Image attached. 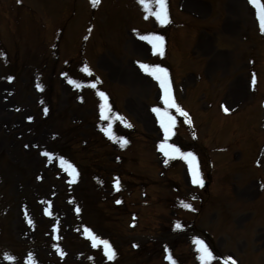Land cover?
<instances>
[{
	"label": "rangeland",
	"instance_id": "rangeland-1",
	"mask_svg": "<svg viewBox=\"0 0 264 264\" xmlns=\"http://www.w3.org/2000/svg\"><path fill=\"white\" fill-rule=\"evenodd\" d=\"M23 1L26 7L30 6L34 10L47 11L46 14L53 15V19L57 18L62 10L67 13L66 8H70L73 5L72 0ZM74 1V5L79 3L84 8V11L89 10L91 13V8L86 0ZM106 1L109 3L110 21L112 23L121 20L129 21L132 18L133 9L125 1ZM182 5L184 12L190 14V11L193 13L196 11L195 14H199V21L196 23H201V27L197 29V31L200 30L197 34V31H184L180 41H183V44H181L182 48L180 49L178 45H175L172 49L173 54L170 57L174 75L179 80L181 78L185 79L186 93L184 96L182 95L184 103L194 113L195 122L199 126L201 137L207 139L206 141L208 142L200 140V143L205 144L206 142L212 145L211 139H214L218 141L217 144H226L235 138L241 139V143L238 140L235 147L234 145L230 147V151L224 152L223 149L212 157V160L216 163L214 166L216 173L213 177L215 207L211 209L210 206L202 221L205 227L207 229L209 227L214 233L212 239H209L213 249L209 244L207 246L214 251L219 250L220 253H227V255L233 253L241 264H264V172L262 169H255L250 163L252 155L257 151L258 142L264 139V133L258 129L256 130L260 110L257 104L258 98L248 92L246 69L247 56L255 58L256 54L258 57L264 54V34L261 33L259 27H256L251 10L246 6L245 0H213L212 6L214 8L212 13L209 12L208 4L203 0H186ZM101 10L102 6L92 13L93 17L96 16L95 27L92 32L97 25L102 23ZM76 12L78 14L79 11L76 10ZM2 14L3 9L0 7V41L3 42V46L6 49L14 47V45H8L4 41L6 37H10L7 31L9 29L7 26L8 22L9 26L12 25L17 36L18 42L15 46L17 49L20 48V53L28 56L33 64H38L40 60L48 62L47 58L53 61L50 55L47 54L48 43L44 39L45 35L40 39L39 27L33 24L34 22L40 24V14H29L28 9L23 7L20 11L18 10L20 17L17 16L15 19H10L9 13ZM77 14L68 20V26L69 30L74 28L76 36H79L78 33L81 31L85 15L81 18V15L77 16ZM208 15L210 16L207 17ZM65 18L66 14L62 15L58 21L54 19L53 24L51 20H46L44 21L46 28H41L43 31L49 27L57 29L60 22ZM203 30L205 31L203 32ZM206 32L216 34V36L214 38L207 37L199 47L196 41L189 43L191 34L195 33L193 35L194 38L195 35L200 37ZM85 34L87 35V30ZM108 38V35H104L100 40L103 39L105 41ZM72 39L73 34H69L66 47L69 46L70 48L73 45ZM46 40L48 41V37ZM116 43L119 45L117 53L113 50L107 51L104 48L105 44L103 41L100 43L92 41L88 45L87 54L96 71L103 77L106 87L113 93L115 100L118 101L121 111L134 122L137 134H141L142 139L146 140L148 138L149 140L148 142L141 140L134 142L133 152H129V154H134L136 159L128 155L129 157H126L127 159L124 161L121 171L130 174L137 184L140 181L139 179L147 181L145 187L148 186L146 190L150 193L147 198L156 199L159 202L157 206H154L160 212L159 221H161L166 214L162 204L163 193L167 196H172L173 193L171 192L168 195L166 193L168 188H160L154 180L157 173L156 161L158 156L159 158H162V156L154 153L153 141L156 139L158 148H160L162 145H169L175 140L173 138L162 139V133H158L159 125L154 119L152 109L158 108L164 111L165 105L159 98L154 84L141 78L131 65L132 58L144 59L146 52L143 49H137V46L133 45L125 37L117 38ZM116 43L114 47L112 46L114 50H116ZM184 47L186 49L185 54L182 52ZM63 51L64 47L62 46L61 52ZM187 52H191L190 56H187ZM57 53L60 57L57 61H54V70L60 68L61 59L64 56L69 57L68 54L64 53L61 55L58 50ZM176 57H180V60L176 59ZM260 63L259 66L263 67L264 58ZM16 66L18 72L15 70V73L19 78L18 83L16 82V93L11 96L12 99L10 98L6 102H2L1 98L6 97L2 90L8 89L10 93L12 84L0 82V156L3 157L0 173L4 179L3 184L0 185V252L3 249L5 251L0 253V258L5 260V262L0 261V264H14L16 257L18 261L26 264L29 256L32 259L28 261V264H51L50 262L47 263V259H52L58 263L56 259L63 258L66 255H68V262L66 263L70 264L72 261H83L85 254L91 256L98 264H107L111 260L103 256L101 244L93 247L89 232L97 238V241H108L112 249L115 244L117 247L121 245L127 246L130 241L140 244V254L144 256L146 255V252L144 253L146 245L149 243L154 245V256L146 260V262L149 261L148 264H160L159 259H155V255H157L156 251H160L161 247L168 245L177 247V243H188L187 232L163 234L164 231L160 229L158 234L147 235L148 232L141 228V223L147 225L146 214L142 211L140 213L141 215L143 214L141 223L139 221L140 227L131 231L127 228L128 213L115 215L105 210L107 217L109 215L112 216L106 223L100 224L99 229V226L94 222L93 204H90L94 202L92 194L94 190L91 187L90 180L86 184L82 181L81 184L75 187L73 192L77 197L78 190L81 188L84 191L86 190V203H84L85 207L82 215L79 218L74 216L71 225L69 218L72 217L75 210H69L70 205L64 204L63 195H58L55 204L58 203L57 205L61 211L58 212L57 223L52 229H49L51 224L48 223L50 221H46L41 233H36V237H34L35 231L33 230H35V225L31 221L30 209L27 211V208L31 204L34 206V197L39 195L50 199V191L52 190L51 185L46 180L47 171L42 168L44 173L38 171L40 169V151L48 148L49 144L51 145L49 138L52 132L57 134L56 140H53V142L60 146H62V141L67 140L69 132L74 133V130H67L68 122L63 121L67 117H70L69 120L71 122L78 124V130L75 133L85 135V133L90 131H97L96 119L101 118V113L97 112L95 114V111L101 112L102 109L95 108V99L87 93V90L84 93L86 103L80 106L74 97L76 93H71L68 88H74L72 84L68 81H62L57 73L52 74L50 77L47 76L50 72V67L46 74V81L51 84V88L54 90L53 107L55 111L59 110L62 113H59V119H57V116L55 118L52 116L50 121L47 120L51 122L48 125H41L38 121L29 124L32 119V113L28 106L34 104L35 99L31 80V67L36 65H29L30 67L28 68H23L19 64ZM11 67V64L3 67L0 64V76L10 73ZM183 67L186 69L183 70ZM69 69L72 73V68L70 67ZM192 69L200 73L202 77L200 83H198L200 80L196 81L195 75L190 73ZM23 70L26 71L23 73ZM234 85L236 86L234 87ZM206 98H210L215 105L210 106V103L205 100ZM218 101H223L228 109L238 107L237 114L231 118H221L215 108ZM16 105L24 106L25 108L18 112L9 109L10 106ZM97 108H101V106ZM28 114L30 116L26 118ZM122 122L120 121L117 125V132L115 133L117 136L119 129L123 127ZM100 128H102L101 132L105 135H111L112 138H115L110 133L108 125H103ZM105 129L108 134H106ZM245 137L250 139L249 143H244ZM23 144L26 145L25 148L22 146ZM252 146L254 148L247 154L244 147L250 150ZM117 147L118 145H114L111 150L120 148V146ZM233 147L237 150L232 151ZM234 152L236 153L235 156ZM112 153L109 150L108 158L110 162L106 158L105 160L113 164L115 154L112 155ZM121 155L124 157L125 152ZM179 170V180L181 185H183L182 188L188 189L186 177L182 169ZM233 181L238 184V189H234L232 192L230 184ZM252 181H260L261 186L263 185L256 201H254L256 191L254 192V188L251 185ZM99 184L100 182H96V185ZM113 188L114 185L111 190ZM99 189L102 193L110 194L113 192L108 189L103 191L101 188ZM137 193L140 195L139 192ZM78 198L80 197L78 196ZM141 199L143 198L141 197ZM210 201V196H207L204 209L209 206ZM49 205L51 206V203ZM154 206L146 210H148L147 215H150L153 221H156L153 213ZM46 208L50 211V207ZM170 215L171 213L168 214L166 219ZM42 217V213H39L36 219L38 225L42 221ZM199 217L202 218V214L197 217V223ZM102 226L105 230H103ZM155 226L160 228L159 225ZM202 227L203 225H195L192 229L195 233H202ZM82 234L86 237H83ZM61 237L68 238L70 242H64V246L54 242L61 239ZM177 253L180 252H177L176 249ZM5 255L12 256L14 259L12 261L6 260ZM144 256L143 259L147 257L145 256L144 258ZM124 257H127L126 252H124ZM181 259H184L183 255ZM118 264L134 263L132 261L129 263L121 262L120 257ZM189 264L194 263L191 262Z\"/></svg>",
	"mask_w": 264,
	"mask_h": 264
},
{
	"label": "snow or ice",
	"instance_id": "snow-or-ice-1",
	"mask_svg": "<svg viewBox=\"0 0 264 264\" xmlns=\"http://www.w3.org/2000/svg\"><path fill=\"white\" fill-rule=\"evenodd\" d=\"M152 3L155 4V10H151L149 7V0H138V3L141 4L142 7L145 8L146 11H150L151 14L155 17L158 23L160 24H166L169 22L168 20V15H167V4L166 0H151ZM93 5L95 6L96 4L99 3V0H92ZM249 4H251L255 10H256V19L259 23V28L261 33H264V3H261V0H249ZM147 18V16L145 17ZM145 37H141V39H144ZM154 39L160 43H162L163 38L156 36ZM157 47V44H153V49L155 50ZM140 67L142 69L148 67L146 65L141 64ZM83 71L88 72L89 74L90 71L85 68ZM159 73V74H157ZM150 75H153V78L156 79L159 82L160 89L162 92V102L165 105V109L169 108H175L176 112L179 113L182 116L187 117V113L184 112L174 101L172 94H171V84L170 81L167 78V70L163 68H159L158 66L155 67L154 72L149 73ZM11 80V78H9ZM253 84H255V77L253 76ZM69 83H73V81H69ZM91 87H95V84L90 85ZM101 97L104 96V93H98ZM226 112L228 111L227 108L224 109ZM152 111L157 114L159 122H160V127L163 130L165 134V139H167L168 134L171 130V127L174 123V117L169 115V113L165 111H161L158 108H153ZM101 118L106 119L103 110L101 111ZM116 119H120V117H116ZM189 122L190 121H187ZM128 127H131V125H127ZM106 134H108L107 130L105 129ZM109 138H112L111 135ZM120 144L121 147H123L127 141L123 140L122 138L120 139ZM161 151L164 153L165 156H174L176 153H179V149L176 148L173 145H167L165 147L164 145L161 146ZM42 155L48 156L49 153H42ZM181 158L185 159L186 163H188L189 166V174L192 177V183L194 185H199L203 186V180L200 177L199 174V169L198 167H194L193 162L195 161V156L192 153H180ZM64 161H61V165L63 166ZM69 168H72L71 165H68ZM72 172H75V169L72 168ZM114 187H116L117 190H119V181L117 180L114 184ZM117 203H120V201H117ZM182 207L185 208H191V205L183 203L182 202ZM47 211V210H46ZM77 212H79V209H76ZM30 222V221H29ZM176 228L179 229L180 225L177 224ZM86 232H88L87 229H85ZM89 237L91 238L93 242V247H97L98 244L103 245L104 248V255L108 260H113L115 258V251L112 249L111 245L108 243V241H97V238L92 235L89 232ZM194 243L198 246L197 247V253H198V260L200 261V264H213V262L217 259H221V264H236V262L231 258V257H225V258H218L216 257L213 252L208 248V246L202 241V240H194ZM59 251V249H57ZM165 252H167V249H165ZM5 259L12 261L14 257L5 255ZM31 256H29L28 261H31ZM166 259L169 261V264H176L175 260L172 258L171 255H167ZM28 261H26V264H28Z\"/></svg>",
	"mask_w": 264,
	"mask_h": 264
},
{
	"label": "bare ground",
	"instance_id": "bare-ground-1",
	"mask_svg": "<svg viewBox=\"0 0 264 264\" xmlns=\"http://www.w3.org/2000/svg\"><path fill=\"white\" fill-rule=\"evenodd\" d=\"M263 65H264V63H263ZM236 85H234V87H235Z\"/></svg>",
	"mask_w": 264,
	"mask_h": 264
}]
</instances>
